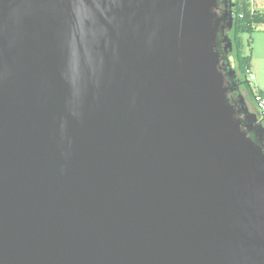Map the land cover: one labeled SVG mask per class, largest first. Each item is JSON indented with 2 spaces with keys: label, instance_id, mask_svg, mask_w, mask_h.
Segmentation results:
<instances>
[{
  "label": "water",
  "instance_id": "water-1",
  "mask_svg": "<svg viewBox=\"0 0 264 264\" xmlns=\"http://www.w3.org/2000/svg\"><path fill=\"white\" fill-rule=\"evenodd\" d=\"M217 5L0 0V264H264V124Z\"/></svg>",
  "mask_w": 264,
  "mask_h": 264
},
{
  "label": "flooded vegetation",
  "instance_id": "flooded-vegetation-1",
  "mask_svg": "<svg viewBox=\"0 0 264 264\" xmlns=\"http://www.w3.org/2000/svg\"><path fill=\"white\" fill-rule=\"evenodd\" d=\"M231 5H233V7H231ZM235 8H236L235 0H218L216 12L220 17H222L224 14L228 12L231 13L234 19L233 23H235L236 21V13H235L236 9ZM227 28L228 27L226 26V30L221 35V41L218 47H219L220 53L222 54L221 70L224 72L226 76L227 86H229L231 89L229 92V99L231 100L233 105L236 107V109L240 112L239 116L242 119H244V114L242 111L246 103L249 106L250 111L257 116L258 121L264 124V121L260 119L259 111H258L257 104H256L253 94H251L246 88V86L244 85L246 78L243 77L241 74L237 73V78L235 79L234 76L231 74V69L232 68L234 69L235 67L231 62V57H232L231 55L234 52V44H233V52L229 54L230 63H231V66H229L228 61H227L228 42H224L223 40L226 36H229L233 40L232 35L234 31L233 29L229 31ZM233 28H234V24H233ZM236 85L239 86L240 89H238ZM261 144L264 147V141H261Z\"/></svg>",
  "mask_w": 264,
  "mask_h": 264
},
{
  "label": "trees",
  "instance_id": "trees-1",
  "mask_svg": "<svg viewBox=\"0 0 264 264\" xmlns=\"http://www.w3.org/2000/svg\"><path fill=\"white\" fill-rule=\"evenodd\" d=\"M243 13L244 17L242 19L236 18L233 28V44H234V52L232 56L234 57L235 67L237 73L241 74L243 77L246 78L244 85L248 89V91L253 94L254 99L256 94H259L264 97L263 92L255 93L251 87L250 81L247 80V72L251 70V55H244L243 53V43L241 40L242 34H249L252 35L259 25L264 24V13L262 11H258L256 13H251L248 10L247 5H243L242 7H238L237 13ZM251 45V40L249 42Z\"/></svg>",
  "mask_w": 264,
  "mask_h": 264
},
{
  "label": "rangeland",
  "instance_id": "rangeland-1",
  "mask_svg": "<svg viewBox=\"0 0 264 264\" xmlns=\"http://www.w3.org/2000/svg\"><path fill=\"white\" fill-rule=\"evenodd\" d=\"M259 9L264 12V0H259ZM241 40L243 43V53L251 55V73L247 74V80L250 81L251 87L255 93H264V24L256 27L252 35L242 34ZM251 40V45L249 42ZM232 56V55H231ZM231 62L235 65L234 57H231ZM255 76V80H250V75Z\"/></svg>",
  "mask_w": 264,
  "mask_h": 264
},
{
  "label": "built area",
  "instance_id": "built-area-1",
  "mask_svg": "<svg viewBox=\"0 0 264 264\" xmlns=\"http://www.w3.org/2000/svg\"><path fill=\"white\" fill-rule=\"evenodd\" d=\"M235 3H236V8H235L236 18L238 17L242 19L244 17V14L242 12L237 13L238 7H242L243 5H247V8L248 10H250L251 13H256L258 11H261L259 9V3H260L259 0H235ZM250 73L251 71L247 72V74ZM249 78L251 81L255 80V76L253 74H251ZM255 101L259 111L260 119L264 121V97L259 94H256Z\"/></svg>",
  "mask_w": 264,
  "mask_h": 264
},
{
  "label": "crops",
  "instance_id": "crops-1",
  "mask_svg": "<svg viewBox=\"0 0 264 264\" xmlns=\"http://www.w3.org/2000/svg\"><path fill=\"white\" fill-rule=\"evenodd\" d=\"M262 11V8L260 9ZM264 13V12H263Z\"/></svg>",
  "mask_w": 264,
  "mask_h": 264
}]
</instances>
